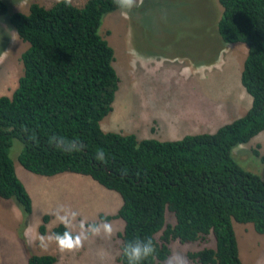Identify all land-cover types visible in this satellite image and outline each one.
<instances>
[{
  "label": "trees",
  "instance_id": "obj_1",
  "mask_svg": "<svg viewBox=\"0 0 264 264\" xmlns=\"http://www.w3.org/2000/svg\"><path fill=\"white\" fill-rule=\"evenodd\" d=\"M217 2L220 39L246 46L239 83L250 104L213 132L174 140L137 139L132 133L103 131L99 126L111 109L119 80L112 48L98 33L102 16L119 9L113 0H84L79 6L54 0L46 7L33 1L26 12L5 16L17 37L28 44L20 53L22 73L15 87L9 95H0V197L15 201L22 216L20 229L31 213V199L9 156L13 138L21 143L17 161L24 169L44 176L87 175L119 195L114 213H98L99 220L122 221L117 264H128L123 246L137 237H152L157 246V255L141 264H159L169 254L170 239L194 242L209 233L213 247L186 252L188 260L242 264L231 222H249L254 231L264 233V180L241 168L230 149L264 129V0ZM6 11L0 0V15ZM23 126L29 134L35 130L36 141L27 139ZM52 135L79 138L85 147L66 154L49 145ZM98 149L107 155L106 164L95 160ZM252 152L258 155L257 150ZM259 159L264 164L263 154ZM165 210L172 213V224L165 223ZM48 219L47 213L41 215L39 234L45 233ZM64 230L57 223L50 233ZM26 251V264L56 262L55 255Z\"/></svg>",
  "mask_w": 264,
  "mask_h": 264
},
{
  "label": "rangeland",
  "instance_id": "obj_2",
  "mask_svg": "<svg viewBox=\"0 0 264 264\" xmlns=\"http://www.w3.org/2000/svg\"><path fill=\"white\" fill-rule=\"evenodd\" d=\"M3 1L7 11L0 15V95H9L22 73L20 53L28 44L17 37L5 16L14 11L26 12L28 4L33 1L46 7L54 0ZM83 2L72 0L71 3L79 6ZM220 12L217 0H143L128 12L127 18L121 9L106 12L98 33L112 48V66L119 80L111 109L99 121L101 130L132 133L137 139L174 140L185 134L212 132L215 127L210 128L209 124L216 126L223 121L211 123L206 118L207 125L202 123L217 109L234 115L231 105L239 102L234 80L240 84L239 72L237 74L235 70L242 68L246 46L242 42L225 43L220 39L216 30ZM244 102L242 95L239 103L243 105ZM205 108L206 114L199 112L200 119L193 118L192 109L196 112ZM262 136L264 131L234 145L230 155L241 168L264 180V164L259 159L264 150ZM255 141L261 143L260 150ZM20 149V141L13 138L9 156L16 176L32 200V212L27 217L30 229L26 235L30 245L26 246L20 238L27 250L34 254L55 255L54 264H117L118 232L122 228L119 218L106 220L113 226L111 237L103 233L89 236L83 247L76 251L61 252L54 242L46 249L41 247L40 238L51 235V227L58 223L53 214L58 206L64 205L78 212V219L98 223L102 222L98 213H114L120 198L116 192L104 188L87 175L61 172L44 176L30 172L17 161ZM253 149L258 155L252 152ZM19 211L13 199L0 197V264H26V248L22 245L23 261L21 253L13 250L8 235L15 231L13 225L18 221L21 227ZM44 213L49 219L45 223V233L39 234L37 226ZM164 220L168 224L174 222L168 210L164 212ZM231 224L242 264H264V233L254 231L249 222L232 220ZM159 234H155L157 240ZM213 245L210 233L194 242L180 243L170 239L167 242L169 254L159 264H167L173 252L186 257L188 251ZM187 264L197 263L187 259Z\"/></svg>",
  "mask_w": 264,
  "mask_h": 264
},
{
  "label": "clouds",
  "instance_id": "obj_3",
  "mask_svg": "<svg viewBox=\"0 0 264 264\" xmlns=\"http://www.w3.org/2000/svg\"><path fill=\"white\" fill-rule=\"evenodd\" d=\"M57 2L71 5L72 0H57ZM113 3L124 12L125 18H127L128 12L142 4L143 0H113ZM22 131L28 134V140H37L35 130H32L29 134L27 126H23ZM48 143L66 154L82 151L85 147L84 142L79 138L70 139L58 135L49 136ZM94 158L102 164H106L108 160L103 149H98ZM121 174H126V170H121ZM53 214L56 221L63 225L65 230L62 233H53L47 237L42 236L40 244L45 249L49 243L54 242L61 252L76 251L83 247L89 236H99L103 233L105 236L111 237L114 234L112 224L106 220L98 223H89L85 219H78L79 213L64 205L58 206ZM122 251L127 258L128 264H141L142 261L157 255V246L152 237L143 239L137 237L126 242ZM167 264H187V259L180 252H173L168 257Z\"/></svg>",
  "mask_w": 264,
  "mask_h": 264
},
{
  "label": "crops",
  "instance_id": "obj_4",
  "mask_svg": "<svg viewBox=\"0 0 264 264\" xmlns=\"http://www.w3.org/2000/svg\"><path fill=\"white\" fill-rule=\"evenodd\" d=\"M241 70V69H240ZM240 70L239 71H237V70H235V72H237V74H238V72L240 73ZM231 76H233L232 74H231ZM239 76V75H238ZM236 77H237V75H236ZM234 85L236 86V92H235V95L237 96V98H238V101L240 102V99H241V96L242 95H244V97H245V102L243 103V105H242V103L240 104L239 102H235V103H233L232 105H231V107H232V112H233V114L234 115H230L229 114V111H227V110H225V111H223L222 109L220 110V109H217V111L216 112H214V114L212 115V116H207V117H205L204 118V115L202 114V117L204 118V122L202 123V119L199 121V124H201L202 123V125H207V123H205V119L206 118H209V121L211 122V123H213V122H217V121H219V122H222L223 121V123H221V124H218V125H216V126H213L212 124H209V127L211 128H214L215 127V129L217 128V127H219L220 125H222V124H224V123H226V122H229V121H231L232 119H234V118H236V117H233V116H240V115H237V114H239V113H241V115L245 112V110L248 108V106H249V104H250V96L248 97L247 96V94H246V92L244 91V89L242 88V86H240V84H238L237 82H236V79L234 80ZM239 87H240V89H239ZM194 110L195 109H192L191 110V112H192V116H193V118L194 119H196V120H198V119H200L199 118V116H198V113L200 112V113H204V114H206V108L205 109H203V110H199V109H197V111L196 112H194ZM228 112V113H227ZM217 124V123H216ZM215 129H213V131L215 130ZM212 131V132H213ZM263 131H264V129H262L261 131H259L257 134H255V135H260L261 133H263ZM253 137V136H252ZM262 138L264 139V136H262ZM255 144L257 145V146H259V150H260V147H261V143L259 142V141H255ZM262 148V147H261ZM263 148H264V146H263ZM263 150V149H262ZM263 153H264V150H263ZM263 153H260V154H263ZM264 155V154H263ZM40 182H42V181H40ZM30 199H31V197H30ZM31 203H32V200H31ZM20 212V211H19ZM31 212H32V204H31ZM21 214V213H20ZM19 214V215H20ZM19 222V221H18ZM18 222L17 223H15L14 225H13V227H14V229H15V231H10L9 233H8V235H9V239H10V242H11V244H12V247L14 248L13 250H15L17 253L18 252H20L21 253V255H22V260L24 261V252H23V244H22V242L20 241V238H23V240H24V243L26 244V246H29L30 245V239L28 238V237H26V235H27V233H28V231H29V229H30V222H29V219L27 220V222H26V225L25 226H23L21 229H20V227L18 226L19 224H18ZM16 227H18L17 229L19 230L17 233H16V231H17V229H16ZM22 232V234H21V236H20V234H18L19 232ZM22 261V262H23ZM25 263H26V258H25Z\"/></svg>",
  "mask_w": 264,
  "mask_h": 264
}]
</instances>
